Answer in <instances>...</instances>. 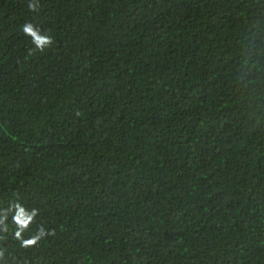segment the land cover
<instances>
[{
	"label": "trees",
	"instance_id": "16d2710c",
	"mask_svg": "<svg viewBox=\"0 0 264 264\" xmlns=\"http://www.w3.org/2000/svg\"><path fill=\"white\" fill-rule=\"evenodd\" d=\"M28 2L0 0V215L55 235L0 264H264V0Z\"/></svg>",
	"mask_w": 264,
	"mask_h": 264
},
{
	"label": "clouds",
	"instance_id": "9594fccd",
	"mask_svg": "<svg viewBox=\"0 0 264 264\" xmlns=\"http://www.w3.org/2000/svg\"><path fill=\"white\" fill-rule=\"evenodd\" d=\"M38 9V0H29L27 10L29 12H37ZM21 30L24 36L30 38L31 43L35 46L36 50L43 51L53 43L50 36L41 35L40 29L32 23H25L22 25ZM7 207L8 212L12 213V219L9 224H5L4 220L7 217V213L0 215V225H2V227H0V233H10L12 239L18 243L19 249L27 250L35 248L47 236L55 235V229L48 230L43 225L38 226L34 232L25 235V233H29L30 227L38 215V210L35 208L26 210V208L19 202V199L9 201ZM6 239V235H0V241H5Z\"/></svg>",
	"mask_w": 264,
	"mask_h": 264
}]
</instances>
